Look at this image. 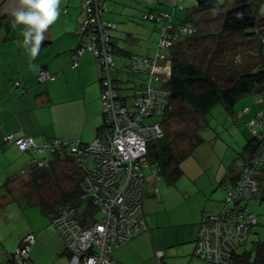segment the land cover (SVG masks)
<instances>
[{"label": "trees", "instance_id": "obj_1", "mask_svg": "<svg viewBox=\"0 0 264 264\" xmlns=\"http://www.w3.org/2000/svg\"><path fill=\"white\" fill-rule=\"evenodd\" d=\"M180 3H183V0H180ZM188 5L185 7V17L181 22H173L172 15L159 11H151L144 16L145 20L147 19L148 21L156 23L158 26L157 33L160 35L156 54L152 58H147L136 54L134 55L129 50H124L114 44L113 32L117 30L118 26L115 22L105 19L108 13L106 0H95L91 5V10L87 12L83 8V3H81L80 10L83 11L85 18L78 31L81 43L75 51L70 53V67L72 69L78 68L81 57L87 54H92L95 57L101 69V89H103L104 81L108 79L112 81L114 89L119 93V100L123 108H133L134 102L138 97L137 94L144 91L147 86L164 92L166 97L164 100H161L163 113L159 115L155 112L148 117H162V121L158 124L145 125L144 122L148 118H143L141 122L145 127L158 125L162 131L160 137L152 138L147 143L145 155L147 173L145 175L148 177V175L156 173L161 179H165L173 185L183 176V162L189 159L205 143L203 134L209 127L207 117H211L212 111L216 106L222 105L228 111H231L238 100L246 96H253L256 102L259 101L261 103L256 104L258 110L264 108V101L257 99L258 93H264V33L260 29L259 21L261 8L264 7V0H223L221 3H218L217 0H209L201 6L196 5L195 1H193V4ZM212 12L218 13L221 19L218 32H216L218 35H212L215 32L206 29V27H201L198 20L195 19L207 13L214 14ZM164 15H168L170 19L163 20L165 22L163 25L164 30L161 31L159 22L163 19ZM209 16L211 15L209 14ZM93 19L96 21L92 24L91 21ZM11 20V14L0 13V32L13 28L11 26ZM87 22L90 23L89 26L86 25ZM213 36H218L215 39V41L217 40V46L214 47L215 50L213 52L211 51L212 53L210 54L211 46L209 47L205 43ZM89 37L97 40L100 49L106 47L108 56L113 57L114 65L110 68L108 74L102 66L100 56L97 57L95 54L87 51L85 54H79ZM236 39H241L244 42L257 41V53L260 58L242 67L231 65L229 63V55L236 50ZM162 40L167 41L169 47L161 49L160 44ZM215 41L211 44L215 43ZM224 42L228 44L227 51L224 50V47L219 48ZM204 47H206L205 53L201 58L199 57L200 55L192 54L196 49L200 51ZM207 49L208 51H206ZM158 54L164 55L166 60L171 63V76L166 83L162 81L155 82L154 79L150 82L149 73L145 74L143 72L141 74L135 68V58L155 60ZM74 55H77L75 60L73 59ZM118 58L129 61L128 67L130 73L136 77V80H133V77H129L127 74H123V80L114 77L112 72L118 68L116 64ZM240 59L241 56H238L237 60ZM76 63L77 66L74 67ZM46 72L50 73L52 78L45 82H40V76ZM55 79L56 75L52 74L49 70L41 71L38 76V81L43 84L52 82ZM100 101L103 114L101 98ZM250 111H252V108ZM257 113L262 112L258 111ZM135 114L137 115L138 113ZM104 116L105 123L99 129V135L95 140H104L107 120V116ZM8 136L14 137L12 142L6 141ZM99 136H102V138ZM21 138L30 139L28 137H18L15 134L3 136L4 145L16 148L23 156L29 157L26 166L20 172H16L14 176H11L15 179L11 180V177L7 176L8 178L5 181L0 182V188L5 190L4 199L6 197L10 198L11 203H17L23 209L42 207L40 209L43 214H41L47 217L52 222V225L54 219L68 209L74 210L77 222L84 227L90 226L91 223L101 221L103 215L99 207L94 204L92 198L84 196L86 193L87 176L89 174L81 166V161H83L84 149L90 143L86 144L79 141V153H74L72 149L77 141L68 142L53 139L43 142L42 145L57 140L61 141L63 149L60 151H51L49 149L46 154H39L33 153L34 151L30 150L22 151L15 145V141ZM65 142L68 143L66 146L63 145ZM185 143L188 146L181 148ZM34 144L41 146L35 142ZM262 148H264V135L262 134L256 137L253 135L252 139L244 146L243 152L237 158L238 161L235 162L233 171L230 173V178L228 179L229 183L225 187L226 191L236 188L242 181L247 169L255 170L257 168L255 180L258 186L257 192L251 196L252 200L246 204L243 201L233 203L235 207L238 206L242 211L248 210L252 212L257 218V224L251 226L246 231L247 235L238 239L237 243L229 244V247L233 246L231 247L228 264H264V242L259 241L253 243L250 250L244 249L243 252L241 251L246 245L254 227L259 225V215L253 212L249 206L255 200H259V202L264 201V163L259 168L258 165L257 167L253 165L254 158ZM35 155H43V157L37 159ZM43 161L45 164L40 166L39 163ZM60 162L71 164L75 170L72 176L69 177L72 183L71 187L56 197L51 196L50 193L53 191H50L58 185L59 179L57 176L60 169L56 168L58 164L56 166L55 164ZM93 166L94 164L91 162L88 165V169L93 168ZM25 175L30 176L29 183L32 186V190L37 193V197H33L35 194L32 195L31 193L25 196L22 194L14 196V192L11 191V184L17 178L22 179ZM144 192L145 199L146 189ZM3 205L5 204L0 203V208ZM225 207L227 206L225 205ZM215 216L217 215L206 218L203 222V227L209 226L212 218ZM237 216H240V212ZM28 236H32L34 239V244L29 249V260H27V264H32L30 261V253L36 243L35 237L32 234H28L20 240L14 254L6 253L5 263L18 264L15 259L17 251L23 249L21 241ZM65 251L67 255H70L66 249V245Z\"/></svg>", "mask_w": 264, "mask_h": 264}, {"label": "crops", "instance_id": "obj_2", "mask_svg": "<svg viewBox=\"0 0 264 264\" xmlns=\"http://www.w3.org/2000/svg\"><path fill=\"white\" fill-rule=\"evenodd\" d=\"M81 3L83 0H61L59 18L45 33L43 47L39 55L31 61L38 70L30 69L29 56L22 47L23 27L18 26L0 32L1 183L8 178L7 176L11 177L13 164L17 160L22 162L25 158L16 148L3 144L4 135L28 137L37 144L53 139L83 143L95 141L99 129L104 125L100 101L101 69L98 61L92 54H87L80 58L77 69L70 67V53L81 43L78 31L85 19L83 11L80 10ZM106 3L108 13L105 14V19L115 22L118 26L113 32L114 44L133 53L134 50L131 48L140 42V38H147L146 40H149L147 43L153 41V52L154 47L157 46L158 40L154 33H157L158 26L154 22H152L153 26L143 23L147 13L159 11L170 14L173 16V22L177 23L180 20L176 19H181L183 16L188 0H183V3H180V0H106ZM18 6V0H0V13L12 14ZM144 21L148 20L144 19ZM131 41L135 43L131 45ZM138 53L144 54L142 57L152 58L149 56L152 53L148 54L147 51L138 50ZM122 60L124 59L118 58L117 63ZM117 66L113 75L116 79L123 80L124 75L118 73L119 65ZM43 70L55 74L56 79L46 84L40 83L38 76ZM17 84L20 87H17ZM258 111L264 113V108ZM256 114L250 113V120L243 124L248 133L237 132L239 136H235L233 141L235 146L231 153L225 140L220 139L221 135L215 132L217 129L210 127L213 115L207 120L209 127L206 131L214 136L210 144L215 145L213 141L218 140L216 147L218 161L216 165L208 162L207 166L193 177V182L189 181L191 186L183 185L185 189L182 188L181 191L191 196L184 195L182 200L186 203L194 198L198 200L195 205L189 202L191 209L183 202L180 206H184V209H178L172 205V201L167 196L158 198V187L153 185L159 184L161 179L155 181L151 174L149 175L152 179L151 182L147 181L148 190L146 189L143 201L147 231L114 252L113 259L117 264H156L157 253H163L164 264L168 262L173 264L177 259L185 264H194L195 258L204 260L195 257L203 222L209 216L218 215L223 210L224 204L220 200L224 194H227L225 187L229 183L228 179L235 162L238 161L237 158L243 152L244 146L252 139L253 135L248 125L258 115ZM243 120L244 117L237 120L235 114L232 115L234 124L242 123ZM227 137L232 141L233 137L230 134ZM183 178L185 179L182 176L178 181ZM185 182L188 180L185 179ZM4 195L5 190L0 188L1 204L6 201ZM13 204L10 199L5 202L6 208L0 223L7 224L11 221L7 207ZM21 210L26 211L23 208ZM51 225L45 222L36 228H31V232H26L32 234L36 240L30 253L31 263L39 264L43 256L48 254L55 257L52 264H78V258L65 253L64 240ZM22 235L18 238L14 237V246H10V252L18 245L17 241ZM4 236L6 237V233ZM4 236H0L2 247L0 256L5 250ZM10 252L5 251V253Z\"/></svg>", "mask_w": 264, "mask_h": 264}, {"label": "built area", "instance_id": "obj_3", "mask_svg": "<svg viewBox=\"0 0 264 264\" xmlns=\"http://www.w3.org/2000/svg\"><path fill=\"white\" fill-rule=\"evenodd\" d=\"M95 0H83L84 10L90 11ZM170 19L164 15L160 20L161 31L164 30L163 20ZM95 19L91 23H95ZM157 22V21H156ZM86 25H90L89 22ZM161 49L169 47L167 41L162 40ZM101 57V63L106 73L114 65L112 56L106 53L107 48L100 49L97 40L89 37L79 54L85 52ZM77 55L73 56L76 59ZM135 68L139 73H149L150 82H168L171 76V63L164 55H157L155 60L143 58L134 59ZM77 63L74 64V67ZM50 73L40 76V82L51 79ZM18 86V84H17ZM133 108H123L119 100V94L114 89L112 81H104L101 94L103 112L107 116L104 140H95L86 145L81 166L84 167L87 176L86 193L84 196L92 198L94 204L99 207L103 218L101 221L91 223L84 227L77 222L73 209H68L54 219L53 225L64 239L66 249L70 255L78 258V264H117L113 254L119 248L127 245L137 236L147 231V224L143 212L145 189L147 188V165L145 162L147 143L155 137L162 135L160 126L145 127L142 119L148 118L155 112L163 113L161 100L166 97L163 91L147 86L139 92ZM250 109H245L236 115L240 120L247 115ZM135 113H138L137 115ZM248 127L256 136L264 135V114L257 115ZM109 121V122H108ZM13 136H8L6 141L12 142ZM51 144V145H50ZM64 143L63 145H67ZM22 151H34L33 153L46 154L48 151H60L63 149L61 141L36 146L32 139L21 138L15 141ZM80 142L77 141L72 151L79 153ZM94 166L88 169V165ZM264 163V148H262L253 160L254 167L258 168ZM45 162L39 163L40 166ZM255 170L247 169L242 181L234 189L227 191L226 206L219 215L212 218L211 224L201 230V239L197 246L196 256L213 264H228L230 258V243H237L238 239L245 237L246 231L257 224L256 216L248 211H242L233 203L243 201L245 204L252 200L253 193L257 192ZM155 181L161 177L153 173ZM240 212V216L237 214ZM23 249L16 254L18 264H27L29 249L34 244L32 236L21 241ZM156 264H164L163 253L156 256Z\"/></svg>", "mask_w": 264, "mask_h": 264}, {"label": "rangeland", "instance_id": "obj_4", "mask_svg": "<svg viewBox=\"0 0 264 264\" xmlns=\"http://www.w3.org/2000/svg\"><path fill=\"white\" fill-rule=\"evenodd\" d=\"M193 1L194 0H188V4L189 5L193 4ZM222 1L223 0H217L218 3H221ZM206 3L207 2H204L202 5H204ZM169 10L173 11L174 9L173 10L169 9ZM212 13H214V14L207 13V14L201 16L200 18H195V19L198 20V23L201 25V27H206V29H209L210 31L215 32V33H212V35H218V33H216V32H218L219 23L221 22V19H220L218 13H216V12H212ZM209 14L211 16H209ZM260 14H261V16L259 17L260 29L264 33V7L261 8ZM184 17H185V12L183 13V16L181 17V19L180 18L176 19V20H180L177 22L183 21ZM143 23H146V25H149V26H153L152 22L144 21V19H143ZM139 34H141V33H139ZM154 36H155V38H157V40H159L158 39V37H160L159 34L154 33ZM217 37L218 36H213V37L209 38L207 43H205V45H207V46L209 45V47L211 46L210 51H209L210 54L215 50L214 47L217 46L216 45L217 40L215 41V39ZM155 38H154V40H155ZM146 39L140 38V42L136 43L131 48L134 50V52H133L134 55L135 54H137L139 56L144 55V54L142 55V54L138 53V50L147 51L148 54L152 53V55L153 54L155 55V49L157 51V46H156V48L154 47V52H153V41L147 43L149 40H146ZM236 40H237L236 46H235L236 50L233 51L229 55V63H231V65H235L237 67H242V66H245L249 63H252V62H254L260 58V56L257 53V51H258L257 41L244 42L241 39H236ZM214 41H215V43L211 44ZM133 43H135V42L131 41V45ZM227 46H228V44L224 42L223 44H221V46L219 48L224 47V50L227 51ZM205 49H206V47L202 48V50H200V51L196 49L194 52H192V54L193 55H200L199 57L201 58L205 53ZM206 51H208V49ZM130 52H132V51H130ZM135 52H137V53H135ZM152 55H149V56L154 57ZM238 56H241L240 60H237ZM209 59H210V57H209ZM128 62L129 61L127 59H124V60L118 61V63H116L117 65H119L118 73H120L121 75L127 74L129 77L132 76L133 80H136V77L133 76L132 73H130V70L128 67V65H129ZM115 72H117V71H115ZM112 74H114V71L112 72ZM257 99L264 101V93L263 92L258 93ZM256 104H261V103L259 101L256 102V99L253 96H246V97H243L240 100H238V102L236 103V105L234 106V108L231 111H228L222 105H218V106H216L215 109H213V111H212L213 118L211 119L210 127L214 130L217 129V131H215V132L219 136L221 135L220 139L225 140L224 142L226 143V146L229 147L230 153L234 150L235 143H233V141H235V136H239L237 134V132H239V131L240 132H247V133L249 132L248 130H246V127H244L243 124H245L246 122H248L250 120V118H249L251 116V115H249L250 113H252V115H253V114H256V112L258 111ZM246 108H250V110L252 108V111H249L247 113V115H242V116H244L243 122L239 123V124L232 123V115L235 114V118L237 119L236 115H238L240 113L242 114L244 112V109H246ZM102 115L105 119V116H104L105 114L103 113ZM258 118L259 117H257V116L255 117L256 120H258ZM208 119L210 120V116L207 117V120ZM161 121H162V117H153V118L146 119L144 124L145 125L158 124ZM236 122H238V121H236ZM104 123H105V121H104ZM190 124H192V123H190ZM179 128H180V126H179ZM177 129H178V127H177ZM228 134H230L231 137H233L232 141L230 139H228V137H227ZM102 136H99V137L102 138ZM203 137L205 139V143L202 146H200V148L198 150H196L192 154V156L189 159H187L186 161H184L182 164L183 177H185V179H187L188 182H185V179L183 178L180 181H177V183H176L177 185L176 184L173 185V184L168 183L165 179H161L158 182L159 184L153 185L154 187H156V186L158 187L157 188V191L159 193L158 198H160V197L163 198L165 196L169 197L170 200L172 201V205H174L178 209H184V206H182V207L180 206V205H182V202L185 203L189 209H191L190 203L192 205H195V204H197V201H198L197 198H194L191 201H189L190 203L189 202L186 203L185 200H182L184 198V195H187L188 197L191 196L189 194H184L183 191H181L182 188L185 189V186H183V185H190L191 186V183L194 180L193 177L196 176L197 174H199L204 169V167L207 166L208 162H212V165L217 164L218 160H217V155H216V147L218 145V140H214L213 144H215V145H211L210 141L214 138V136L209 135L208 131H206L203 134ZM91 142L86 141L83 143L88 144ZM187 143L183 144V146L181 148H186L188 146ZM42 144L43 143H40V145H42ZM35 156L37 159H40L43 157V155H35ZM27 159H29V157H25L24 161H22V162L20 160H17L13 164L12 169H11V176H14V174L16 172H20V170L26 166ZM207 159H208V161H206ZM57 164H58V166L56 168L60 169V171H58L59 174L57 176L59 179V182H58V185L55 186V188H53L50 191V192L53 191L52 193H50L51 196H56V197L58 195H60L61 192H64L71 187L72 183L70 182L69 177L72 176V173L75 170L71 164H66L65 162H60V163H56L55 166ZM29 179H30V176L25 175L22 177V179L17 178L15 180V182H13L11 184V191L14 192V196H18L19 194H22L23 196H25V195L31 193L32 195L35 194V195H33V197H35V196L37 197V193H35V191L32 190V186L29 183ZM151 179L152 178L149 177L147 181L151 182ZM0 185H1V183H0ZM146 189L148 190V188H146ZM220 193H222V192H220ZM5 199L7 201L10 198L6 197ZM226 200H227V194L226 195L224 194L220 200V202H222L224 204L223 209L225 208ZM6 201H4L3 204H5ZM16 207H19V205L17 203L13 204L11 206H8L7 212H8V216L11 217V221L7 224L6 223H0V236L1 235L4 236L6 233V237L4 236V241L6 240L5 250H3V253L0 256V260H2L3 262L0 261V264H7V263H5L6 260L4 261V259L6 257L5 251L7 250V252H10V248H11L10 246H14L13 241H14L15 236L18 238V236L22 235L23 233L31 232V228H36L37 226H39L40 224L45 223V222L52 224V222L47 217L42 215L43 213L40 209L42 207L29 208V209H26V211L21 210L22 209L21 207H19V208H16ZM5 208L6 207L4 205L2 208H0V219H3L2 215L4 213ZM249 208L253 212H255L256 214L259 215V225L254 227L252 233L250 234V236L248 238L246 245L241 249L242 252L244 249L250 250L253 246V243H257L259 241L264 242V201L259 202V200H255L250 204ZM5 225H6V227H5ZM51 226L54 228L53 225H51ZM6 230H9V231H6ZM54 230H55V228H54ZM43 232H47V231H43ZM27 234H29V233L22 235V237H20L17 242L19 243L22 238L27 236ZM0 249H2L1 246H0ZM16 250H17V245H16V247H14L12 252H10L9 254H14L16 252ZM65 253H66V251H65ZM54 258H55L54 255L45 254L43 256L42 260L39 262V264H52L54 262ZM168 261H169V259H168ZM168 264H171V263L168 262ZM173 264H185V263L183 261H180L177 259V260H175V262H173ZM194 264H213V263H210L208 261H205V260H202L199 258H195Z\"/></svg>", "mask_w": 264, "mask_h": 264}, {"label": "clouds", "instance_id": "obj_5", "mask_svg": "<svg viewBox=\"0 0 264 264\" xmlns=\"http://www.w3.org/2000/svg\"><path fill=\"white\" fill-rule=\"evenodd\" d=\"M61 0H18V7L12 12L11 26H22V47L29 56V67L38 70L34 60L40 53L45 33L60 15Z\"/></svg>", "mask_w": 264, "mask_h": 264}, {"label": "water", "instance_id": "obj_6", "mask_svg": "<svg viewBox=\"0 0 264 264\" xmlns=\"http://www.w3.org/2000/svg\"><path fill=\"white\" fill-rule=\"evenodd\" d=\"M196 5L201 6L204 2H208L209 0H194Z\"/></svg>", "mask_w": 264, "mask_h": 264}, {"label": "bare ground", "instance_id": "obj_7", "mask_svg": "<svg viewBox=\"0 0 264 264\" xmlns=\"http://www.w3.org/2000/svg\"><path fill=\"white\" fill-rule=\"evenodd\" d=\"M158 252H159V251H158ZM157 254H158V253H157ZM157 254H156V255H157Z\"/></svg>", "mask_w": 264, "mask_h": 264}]
</instances>
